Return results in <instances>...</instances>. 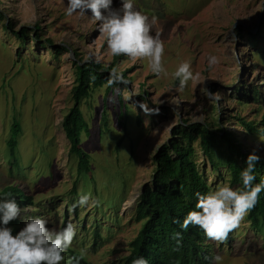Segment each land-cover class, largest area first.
<instances>
[{
  "label": "rangeland",
  "instance_id": "1",
  "mask_svg": "<svg viewBox=\"0 0 264 264\" xmlns=\"http://www.w3.org/2000/svg\"><path fill=\"white\" fill-rule=\"evenodd\" d=\"M67 3L0 0L6 19L0 20V198L7 197L5 188L30 197L31 203L19 204L18 231L29 217L46 219L50 229L72 222L77 234L70 248L82 252L88 264H120L142 225L135 221V205L151 181L153 157L175 126H213L215 120L236 135L244 150L264 156V132L245 133L237 121L238 116L264 118V0H133L134 8L150 20L157 17L152 34L159 32L164 42L167 72L160 76L151 73L147 60L118 56L116 61L98 31L99 22L79 10L67 16ZM119 6L120 0H114L113 7ZM6 21L10 29L4 31ZM22 27L38 28L43 44L31 41L28 32L20 45L12 31ZM55 46L64 49L55 55ZM210 55L220 60L211 70ZM97 56L108 75L114 65L120 72L129 70L131 82L112 87L107 95L103 85L80 100L87 132L81 133L78 148L88 156L89 172L78 178L79 154L70 152L61 124L74 105L73 62L96 63ZM185 61L199 79L180 90L173 73ZM252 86L260 92L258 103L249 92ZM137 102L159 109V114L145 115ZM194 147L206 182L213 186L219 180L216 188L227 184L223 169L213 172L197 143ZM83 194L90 195L89 204L70 209ZM95 228L102 241L94 248ZM233 233L229 244L211 241L207 256H220V264H264V246L244 220Z\"/></svg>",
  "mask_w": 264,
  "mask_h": 264
},
{
  "label": "trees",
  "instance_id": "2",
  "mask_svg": "<svg viewBox=\"0 0 264 264\" xmlns=\"http://www.w3.org/2000/svg\"><path fill=\"white\" fill-rule=\"evenodd\" d=\"M6 20L0 13V20ZM2 29L7 31L10 29L8 21L2 24ZM38 28L30 30L27 27L20 28L19 31H12L18 43L24 44L25 37L28 32L32 34L31 41L43 44L38 34ZM48 46H53L51 40H44ZM55 55L61 52L63 47H53ZM118 56H115L117 61ZM81 61L73 62L74 75L76 85L72 89V97L74 105L68 114L62 120V128L70 141V152L79 154V163L77 175L79 176L87 171L88 156L79 151V137L83 130L87 132V124L83 118V114L79 109L81 99L91 97V92L106 85L105 95L113 87L119 84L108 85L107 68L99 63L85 62L80 65ZM114 65L109 66V70ZM129 70L121 72L123 76L131 82V77L127 76ZM108 77V78H107ZM249 92L258 103L260 92L258 88L252 86ZM240 91V87L237 89ZM113 94V93H112ZM144 91V97L146 95ZM143 99L142 96H140ZM118 99L121 102V94L118 93ZM125 115V113H123ZM263 117V116H262ZM259 120L246 121L243 117L237 118L238 125L244 128L245 133L250 135L264 132V118ZM138 124L141 118L136 117ZM213 126L201 123H192L187 126H175L172 130L171 137L168 142L160 147L156 155L153 157V172L149 184L144 185L135 205V221L141 223L136 236L129 244V253L121 261L120 264H132V260L138 257H144L148 264H209L210 258L207 256L209 247L212 246L211 241L204 236L203 230L190 225L187 230L180 227V224L173 223V219H183L189 211L197 210L196 193L205 194L216 188L219 184L211 186L206 182V176L202 168H200L196 160L195 143L199 148L202 157L213 172L223 169L228 176L227 184L233 189L242 187L240 179L241 171L246 167V160L250 154L248 150H244L242 143L237 139L232 131H224L215 120H212ZM124 124V123H123ZM174 154V157L170 156ZM260 157L256 163L254 175L256 179L253 185L264 181V156L260 153H254ZM77 178V180H78ZM220 181L221 178H219ZM221 183V182H220ZM6 193H11L13 198H17V203H31L29 196H20L18 189L5 188ZM71 195L75 193V185L70 191ZM2 193L0 194V196ZM73 209L72 205L69 206ZM76 211V208L73 209ZM244 222L248 225L251 232L261 241L264 246V191H261L258 202L244 218ZM97 225V224H96ZM14 229V234L18 231L19 223L17 220L9 225ZM181 233L182 239L177 242L173 238L174 233ZM94 234V235H93ZM229 233L226 243H230L234 237ZM92 247L99 245L101 236L98 228L95 233L92 232ZM224 243V242H223ZM62 264H74L72 257H82L80 264H88L84 255L79 250L69 248L64 254Z\"/></svg>",
  "mask_w": 264,
  "mask_h": 264
},
{
  "label": "clouds",
  "instance_id": "3",
  "mask_svg": "<svg viewBox=\"0 0 264 264\" xmlns=\"http://www.w3.org/2000/svg\"><path fill=\"white\" fill-rule=\"evenodd\" d=\"M114 0H68L65 13L72 16L78 10L80 14L91 13L94 21L99 22L98 31L106 41L108 53L115 56H126L133 62L147 60L148 68L156 76L167 75L163 65L164 42L160 33L152 34V27L157 17L148 15L134 8L133 0H120L118 8L113 7ZM100 62V57L95 58ZM220 63L215 55L207 58L209 70ZM179 80V89L183 90L189 81H197L199 73L194 74L190 62H181L173 73ZM118 68L113 67L109 73L108 85H129ZM211 99L213 94L206 91ZM115 102V98H111ZM145 115L159 114V109L149 108L143 102H137ZM260 157L250 154L246 160V167L240 173L242 187L233 189L229 185L218 186L215 190L205 194L197 192L195 209L187 213L183 222L173 219V223L187 230L190 225L203 230L207 240L223 243L229 233L238 229L247 213L258 202L261 191H264V181L253 185L256 179L253 174ZM89 194L80 195L73 204L84 207L89 204ZM98 200H92L93 206H99ZM21 208L11 193L0 198V264H62L64 253L71 247L77 234V228L68 222L60 229H50L48 221L41 217H29L23 227L16 231L9 225L20 216ZM174 239H182L181 233L176 232ZM82 257H72L74 264H80ZM221 257L213 256L209 264H220ZM132 264H148L144 257L132 260Z\"/></svg>",
  "mask_w": 264,
  "mask_h": 264
}]
</instances>
